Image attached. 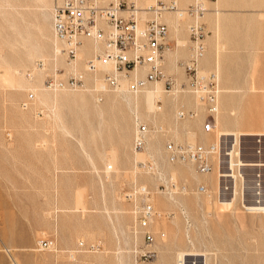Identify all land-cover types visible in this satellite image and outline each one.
Listing matches in <instances>:
<instances>
[{
  "label": "rangeland",
  "instance_id": "rangeland-1",
  "mask_svg": "<svg viewBox=\"0 0 264 264\" xmlns=\"http://www.w3.org/2000/svg\"><path fill=\"white\" fill-rule=\"evenodd\" d=\"M158 1L174 0H153L152 7ZM175 5L161 11L171 18L164 21L161 70L174 86L165 90L158 81L162 91L153 95L169 104L186 95L190 102L164 109L128 104L151 88L137 95L108 88L103 78L112 67L97 66L102 60L93 57L94 43L87 41V51L69 60L52 31V0H0V264H177L180 252L183 264H264V216L241 206L256 193L264 201V167L243 169L245 187L238 182L235 202L224 211L216 187L189 163L167 165L162 146L178 140L207 147L224 129L264 131V0H202L200 10L193 0ZM180 10L177 22L174 12ZM193 29L203 44L197 71L216 78V117H207L186 85L182 65L189 60ZM56 50L62 51L53 61ZM76 59V70L66 69ZM178 111L194 116L178 120ZM135 115L155 133L150 140H159L162 158L157 152L136 156L144 145L132 146ZM205 119L213 124L210 133L201 131ZM240 141L242 159H264V137ZM148 154L172 181L146 175L137 162ZM210 161L215 185L216 156ZM139 186L154 211L145 229L138 228L125 197ZM223 186L222 195L233 197L231 184ZM170 193L175 203L167 199ZM145 233L152 242L143 240Z\"/></svg>",
  "mask_w": 264,
  "mask_h": 264
},
{
  "label": "built area",
  "instance_id": "built-area-1",
  "mask_svg": "<svg viewBox=\"0 0 264 264\" xmlns=\"http://www.w3.org/2000/svg\"><path fill=\"white\" fill-rule=\"evenodd\" d=\"M194 8L200 10L202 0H193ZM163 10H176L174 1L163 3L146 9H139L132 0H52L51 26L55 37L62 42L63 51L69 60H74L81 46L90 41L97 46L93 57L112 65V73L104 75L103 82L108 88H115L117 77L126 76L135 68L144 73L128 85L130 92H136L148 84L161 81L165 90L174 86L173 79L161 70L162 55L166 48L165 37L167 26L160 20ZM149 13L150 17H146ZM141 22V24H139ZM195 30V29H193ZM191 53L187 64L182 65L187 76L188 87L198 102L204 104L208 118L216 113L218 86L212 74H201L197 71V59L203 52V44L195 30L191 36ZM87 67L94 66L87 62ZM168 92V91H164ZM32 95L28 96L31 99ZM191 112L177 113L176 118L182 120L192 118ZM213 124L209 119L201 124L203 133H210ZM147 127L135 121L132 146L139 150L144 145L143 137ZM217 145L207 147L199 145L174 143L165 141L163 152L165 160L170 164H191L196 173L208 174L212 170L210 157L217 156ZM201 189H203L201 187ZM126 199L133 205L132 215L138 228L145 229L154 215L146 189L137 187L134 193L127 194ZM146 243L152 242L150 234H143ZM38 247L44 249L45 242Z\"/></svg>",
  "mask_w": 264,
  "mask_h": 264
},
{
  "label": "bare ground",
  "instance_id": "bare-ground-1",
  "mask_svg": "<svg viewBox=\"0 0 264 264\" xmlns=\"http://www.w3.org/2000/svg\"><path fill=\"white\" fill-rule=\"evenodd\" d=\"M132 1L134 2L135 6L137 8H139V9H146V8L152 6V4H153V0H132ZM188 1L189 0H174L175 4H178L180 6L181 5L184 6ZM182 11L180 10V11L174 12L175 13L176 21H177V18L178 17L180 18V16L182 15ZM164 16H168V15H166L164 12L163 13L161 12L160 13V20L162 22H164ZM146 17H150L149 13L146 14ZM139 24H141V22H139ZM88 47H89V44L88 43L83 44V46H81L79 48L78 52H77V58H78V55H79V51H80V53L86 52L87 49H88ZM94 48H95L94 50L96 51L97 50L96 44H94ZM61 51H58V50L55 51V56L53 57V61H58L57 55L61 54L60 53ZM95 59L96 60H99L97 58H95ZM200 60H202V59H200ZM90 63L93 66L92 62H90ZM102 64L103 65L105 64L107 67H110V68L112 67L110 65V63H108L106 61H103V60L97 62V66H99V67H101ZM76 66H77V59L74 62L69 63L66 66V69L71 70V71H75L76 70ZM104 68H106V67H104ZM89 70L90 71H93L90 68H89ZM216 70H217V68L215 69L214 74L217 76V74H216L217 71ZM143 73H144V70L143 69H141V68H135V70L133 72L129 73L130 74L129 75L130 77L127 78L126 76H123V75H119L117 77V85L113 89L114 90H119L120 93H124L126 91V92H128L130 94L137 95V94L145 91L148 88L153 89L152 91H148L146 93L147 95L142 96L140 99L137 98V97L136 98H133L132 100L130 98H128L127 99L128 104L132 103V104L136 105L135 106V108H136L139 103L145 104L148 107H151L152 105L158 103V105L160 107H163L164 109H167L169 107H175L174 104H177L178 102H179V104L181 106H184V104H188L190 102V98L188 96H186V95L177 96L175 99H173L170 102V104L169 103H166V102H160V101H158L157 97L154 96L153 93L158 92V90L159 91H162V89L160 88V86L156 85V83L153 84V85H149V86L146 85V87L142 88L139 91L130 92L128 90L129 83L131 81H133L134 79H136L137 77H141L143 75ZM93 79H94V77H93ZM122 80L128 81V85H126L125 82H122L121 85H120V82ZM215 80H216V78H215ZM38 83L39 82L36 81L35 84H34V86L37 87L36 84H38ZM119 86H121V87L119 88ZM39 90H41L40 87H39ZM41 91L44 92V90H41ZM235 91H237V90H235ZM173 92H177V91H173ZM231 92H233V91L232 90H230V91H224V93H231ZM121 96H123V98H125V95L124 94L123 95L121 94ZM42 97L44 98V100H47L48 99V96H47L46 93H43L42 94ZM194 98L197 101V99H196L195 96H194ZM229 103H230L229 98L225 99L224 105L225 106H228ZM218 106H219V100L217 102V107ZM178 112H176L175 118H176ZM217 112L218 111L216 109V115H215V117L218 115ZM133 119L135 121L139 120L140 122H143L137 115L133 116ZM133 123H134V121H133ZM154 129H160L161 130V127H155ZM184 129H186V127ZM154 134L155 133H152V131L147 130V132L145 134V144H144L143 149L140 150V151H137V152L134 151L136 153V156L137 157L140 158V155L141 154L143 155L145 152H147V153H155V152H157L158 159L162 158L161 155H160V153H159V151H158V149H157V146L159 145V140L157 138H155V137L152 140H150L151 139V136L154 135ZM242 137H264V131L263 132H237V130L236 131H233V130H225V129L222 130V132L219 133L217 135L216 139L213 141V144L214 145H217V143H219V146H215L218 149L217 150V156H216V163H215V167H216V170H217V178H216L215 185L212 184L211 183V180H210L212 178L211 177L212 174H202L204 181L205 180H209L210 181V186L211 187H214V186L216 187L217 194H218L217 195V202L220 205V208L222 210H224V211L225 210H230L232 208L234 202H235V198H236V188H237L238 182L240 183V186H241L242 189H244V187H245V179L243 178V175H242L243 169L244 168H252V169L253 168L254 169L256 168V169H259L260 170L262 167H264V159L262 157H256V156H254V158L252 160L242 159L243 157H241V152H240V150L237 147V146H239V144L241 142L240 139ZM228 138H230V140H231L230 141L231 142V145L229 146V148H227L225 150H222L223 149L222 148L223 142L225 143ZM169 141H172L174 143L190 144V145H193V144H196L197 143V142H194V143H192V142H182V141H178V140H175V141L174 140H169ZM221 151L222 152L223 151L224 152L226 151V152L224 154H221ZM163 156H164V152H163ZM149 157L150 158H148V159L147 158H142V160H140V161L138 160V162H137V164L140 163L142 165V166H140V168L142 167V168L145 169L146 175H153V176H156L157 175V177H158L157 179H160V180H163V181H165L166 179H169L170 181H172V179H170L168 176H164L163 170L161 169V165H159L155 160L151 159L152 156L149 155ZM164 159H165V156H164ZM165 163L167 165H173V166L174 165H181V164H170L166 160H165ZM136 166H137V170H138L139 169V166L138 165H136ZM255 179H256V177H255ZM257 182L258 181L255 180L253 182V184L256 185ZM225 183H227V184L230 183L231 184V187L230 188H231V191H233V197H232V192H231V197H228V198H226L225 195H222V189H223L222 186ZM258 186H260V184H258ZM139 187L146 189L145 186H139ZM228 189H224V190H228ZM254 195H255V197H254V199L252 201H250L248 203L247 202L244 203L242 201L241 206L247 212L264 216V201L260 200V198L257 197V196H261L260 193H256ZM167 199L170 202L175 203V200L172 197V194L171 193L169 194V196H168ZM158 228H159V224H156V226L154 228L155 231ZM163 235H162V237H163ZM184 256H185V254L183 252L178 253V255H177V264H183V257Z\"/></svg>",
  "mask_w": 264,
  "mask_h": 264
},
{
  "label": "crops",
  "instance_id": "crops-1",
  "mask_svg": "<svg viewBox=\"0 0 264 264\" xmlns=\"http://www.w3.org/2000/svg\"><path fill=\"white\" fill-rule=\"evenodd\" d=\"M171 18H170V16H164V21L166 22H168V20H170Z\"/></svg>",
  "mask_w": 264,
  "mask_h": 264
}]
</instances>
